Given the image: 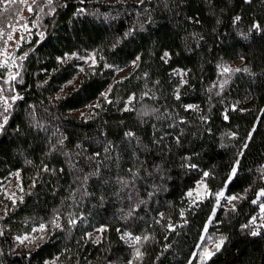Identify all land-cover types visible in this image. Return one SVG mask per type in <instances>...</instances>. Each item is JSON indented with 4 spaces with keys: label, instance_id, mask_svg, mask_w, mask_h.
<instances>
[{
    "label": "trees",
    "instance_id": "16d2710c",
    "mask_svg": "<svg viewBox=\"0 0 264 264\" xmlns=\"http://www.w3.org/2000/svg\"><path fill=\"white\" fill-rule=\"evenodd\" d=\"M27 25L0 65V264H264V0H33Z\"/></svg>",
    "mask_w": 264,
    "mask_h": 264
},
{
    "label": "rangeland",
    "instance_id": "374dc122",
    "mask_svg": "<svg viewBox=\"0 0 264 264\" xmlns=\"http://www.w3.org/2000/svg\"><path fill=\"white\" fill-rule=\"evenodd\" d=\"M6 1V0H5ZM21 6L20 9L15 8L16 16L13 21L9 24V28L6 31V38L3 44L0 43V65L13 64V51L20 42V40L27 34V16L28 8L33 0H16ZM3 30V29H2ZM127 72V69L123 73ZM18 185V177L13 174L10 179H8L4 185V191L8 197L13 198L14 192ZM202 187V184H200ZM206 193V191L204 192ZM1 207V202H0ZM38 231H34L31 235H24L17 238V244L20 249H25L30 243L31 238L36 236Z\"/></svg>",
    "mask_w": 264,
    "mask_h": 264
},
{
    "label": "built area",
    "instance_id": "2783aa9c",
    "mask_svg": "<svg viewBox=\"0 0 264 264\" xmlns=\"http://www.w3.org/2000/svg\"><path fill=\"white\" fill-rule=\"evenodd\" d=\"M252 205L258 210L256 228L264 224V190L261 191L253 200ZM256 231V229H255Z\"/></svg>",
    "mask_w": 264,
    "mask_h": 264
},
{
    "label": "snow or ice",
    "instance_id": "6c2138e0",
    "mask_svg": "<svg viewBox=\"0 0 264 264\" xmlns=\"http://www.w3.org/2000/svg\"><path fill=\"white\" fill-rule=\"evenodd\" d=\"M254 27H257V28H258L259 26H258V25H255ZM255 234H256V233H253V235H255ZM218 247H219V246H218Z\"/></svg>",
    "mask_w": 264,
    "mask_h": 264
}]
</instances>
